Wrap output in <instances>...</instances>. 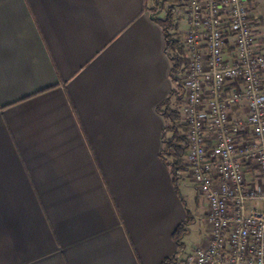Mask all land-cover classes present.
Masks as SVG:
<instances>
[{
  "label": "crops",
  "instance_id": "crops-1",
  "mask_svg": "<svg viewBox=\"0 0 264 264\" xmlns=\"http://www.w3.org/2000/svg\"><path fill=\"white\" fill-rule=\"evenodd\" d=\"M247 2L264 48V0ZM154 6L0 0V264L176 254L189 177L162 156L160 105L177 89Z\"/></svg>",
  "mask_w": 264,
  "mask_h": 264
},
{
  "label": "built area",
  "instance_id": "built-area-1",
  "mask_svg": "<svg viewBox=\"0 0 264 264\" xmlns=\"http://www.w3.org/2000/svg\"><path fill=\"white\" fill-rule=\"evenodd\" d=\"M186 10L180 107L187 176L206 235L186 264H264V48L247 0H171Z\"/></svg>",
  "mask_w": 264,
  "mask_h": 264
},
{
  "label": "trees",
  "instance_id": "trees-1",
  "mask_svg": "<svg viewBox=\"0 0 264 264\" xmlns=\"http://www.w3.org/2000/svg\"><path fill=\"white\" fill-rule=\"evenodd\" d=\"M166 1L171 0H155V6L151 10H165L164 17L157 18L156 21L161 25L164 33L165 51L171 61L170 74L172 80L177 84V90H174L171 95L166 97L160 105V107H162V114L167 121V125L163 129L162 156L166 160V164L175 181L182 175V173H186L189 168V165L185 161V128L181 122L180 113L183 95L180 74L185 63V52L180 42V34L176 32L177 25L172 19L174 8L170 6L165 9L164 6ZM184 226L185 223L179 225L174 231V238L176 240L183 233ZM178 263L179 260L176 254L161 262V264ZM183 264H186V261H184Z\"/></svg>",
  "mask_w": 264,
  "mask_h": 264
},
{
  "label": "rangeland",
  "instance_id": "rangeland-1",
  "mask_svg": "<svg viewBox=\"0 0 264 264\" xmlns=\"http://www.w3.org/2000/svg\"><path fill=\"white\" fill-rule=\"evenodd\" d=\"M171 1H166L164 8L172 6ZM255 13V12H254ZM257 14V13H255ZM162 15H164L162 13ZM173 21L177 25V33H181L185 30L187 24V15L185 8L176 7L173 11ZM261 33L264 35V26L261 29ZM173 88L177 89V84L173 81ZM166 124V122H164ZM186 174V173H185ZM182 173L183 176H185ZM180 188L185 200L188 203L190 209V218L185 223L184 231L180 237L176 240L177 242V257L179 260L178 264H183L184 261L191 255H193L195 248L203 241L206 235V225L204 223L206 212V202L194 189L193 183L189 179H183L180 183ZM257 204V209L262 211L264 209V200L258 201H247V205Z\"/></svg>",
  "mask_w": 264,
  "mask_h": 264
}]
</instances>
